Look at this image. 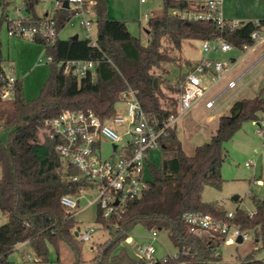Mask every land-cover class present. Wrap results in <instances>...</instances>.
<instances>
[{"label":"trees","instance_id":"16d2710c","mask_svg":"<svg viewBox=\"0 0 264 264\" xmlns=\"http://www.w3.org/2000/svg\"><path fill=\"white\" fill-rule=\"evenodd\" d=\"M163 4L161 15L148 19V43L142 45L133 36L126 24L112 20L108 16L105 0H97L96 23L97 45L88 40H67L58 38L52 42L35 38L33 41L46 47L52 61V76L44 86L41 95L27 100L21 80H17L15 99H0V132H9L7 143L0 141V212L6 219L0 226V264H9V257L21 244H29L36 255V262L49 264L50 247L57 252L56 264H62L60 250L68 247L74 257L70 264H80L82 243L75 236L80 226L75 214L61 203L65 196L78 198L83 188L91 185L82 172L72 164L64 165L58 156V139L46 125L64 112H92L102 121L109 120L116 112L123 91L132 89L139 93V99L147 115L158 123L177 115L178 100L169 99L162 91L154 89V80H167L168 65L175 62L174 54L181 52L185 41L215 42L223 39L233 48L242 49L253 45L251 36L262 31L253 21L230 31L221 29L215 22H186L172 14L173 11H190L196 3L187 0H160ZM42 0H23V10L38 21L36 8ZM10 3L0 1L7 8ZM72 13L64 9L56 13L57 31L60 33L70 22ZM4 23L10 24L5 11L0 18V30ZM164 41L168 46H164ZM94 61V73L79 78L65 74L58 69L60 61ZM181 60V59H179ZM5 61L0 55V92L6 85L1 77ZM197 64L182 60L178 82L181 83L174 94L181 95L186 77ZM182 65L184 67H182ZM184 70V71H183ZM264 115V98H244L234 102L230 114L222 116L212 140L198 146L193 155L182 149L178 134L170 130L160 140L168 152L160 168L153 169L152 180H147V188L140 198L128 201L120 219H105L99 209L97 223L109 231L108 242L98 244L97 255L92 264H264L254 255L239 262H224L215 251L226 238L218 233L194 235L189 232L183 216L190 212L213 215L219 220L229 221L243 233L254 232L256 243L264 248V200L253 196V215L238 209L233 218L219 205H211L203 200L206 187L221 190L224 186L222 166L227 159L225 144L235 137L245 122H260ZM50 129V135L40 133ZM174 146V149L171 148ZM78 177L75 181L73 178ZM264 193V185H260ZM79 207V202H78ZM138 224L149 230L159 229L168 232L176 250L175 257L149 261L134 258L121 243L128 239L129 232Z\"/></svg>","mask_w":264,"mask_h":264},{"label":"rangeland","instance_id":"374dc122","mask_svg":"<svg viewBox=\"0 0 264 264\" xmlns=\"http://www.w3.org/2000/svg\"><path fill=\"white\" fill-rule=\"evenodd\" d=\"M3 1V0H0ZM10 5L5 8L0 6V18L6 11L10 18L16 16L17 8H23V0H5ZM108 8V16L112 20L122 21L126 24L130 33L138 38L142 45L148 43V18L154 15H161L163 12V4L160 0H105ZM144 1V2H143ZM196 4H200L203 0H187ZM55 0H42L37 6L36 13L45 14L51 12L54 7ZM25 14H27L24 11ZM52 13V12H51ZM222 15L226 20L246 22L264 19V0H223ZM75 35L84 39L86 35L85 29L80 26L78 18L68 23L60 33V39L67 40ZM93 35H97V30L93 29ZM168 46L164 41V46ZM201 41H185L182 51H176L174 57L175 62L168 65L169 74L167 80L159 79V88L166 96L163 103L170 104L169 99L178 100L179 95L173 91L180 87L178 82L180 76L181 62L186 59L191 64L203 62L210 59L214 61L230 62L232 59L240 61L244 57V52L240 49L233 48L228 52L211 50L204 52ZM211 47L216 43H211ZM257 49V48H256ZM259 50V49H257ZM259 54H263L264 48L259 50ZM250 53L246 58H253L254 61L259 57ZM0 55L5 61L7 71L21 80L24 95L27 100L37 99L52 76V68L48 65L49 53L45 46L19 37H7V25L4 23L0 30ZM41 59V62L39 60ZM181 59V60H179ZM38 61V63H37ZM239 69H235L228 78L214 87L203 99L195 104L190 110L183 114L173 126V129L179 137L182 149L185 154L193 155L195 149L212 140L216 134L219 120L222 116L230 114V108L235 101L244 98H264V61L261 62L252 72L248 73L243 79L245 86L239 85L235 90L227 93L217 103L218 111H211L206 108L207 101L215 98L226 87L230 79L236 78L245 71L250 63ZM37 63V64H36ZM182 67H184L182 65ZM184 71V70H183ZM9 72V71H8ZM176 107L179 109V103ZM123 109L122 105H118L117 109ZM264 121V115L261 116ZM259 123V122H258ZM116 129L121 142L103 141L101 158L108 160L114 158L113 149L120 146L129 138L130 124L129 121L118 127L111 124ZM258 124L253 121L245 122L236 133L233 140L225 144L227 151V159L222 166V177L224 186L221 190L212 187H206L203 192L204 202L211 205H219L227 214L235 213L238 209L249 214L255 210L253 196L259 201L264 200V193L261 191L260 181L264 185V137L257 132ZM50 129L46 128L40 133V141L43 142L45 135H50ZM9 132H0V141L7 143L9 140ZM174 149V146H171ZM168 149L161 147L152 150L148 155V161L144 164L145 180H152L153 169L161 167ZM248 164V166H247ZM238 197V200H235ZM97 189H85L79 195V207L76 210L75 220L80 226L81 232H89L91 228L95 229V233L90 241L82 243V259L80 264H92L93 258L97 255L96 246L101 243L108 242L111 238L109 231L102 228L97 223L99 212V203L97 202ZM6 219L0 212V226L5 223ZM158 235L157 239L151 236V230L142 224L136 225L128 234V239L121 243L119 249H124L134 258H139L138 250L140 248H150L152 257L155 260H163L168 257L176 256V250L169 238L167 231L154 229ZM249 239L238 244L223 243L215 251L216 256H220L224 262H239L246 259L250 255H254L257 260L264 261V248L261 243H256V235L250 231ZM62 264H70L74 261L71 250L63 246L60 250ZM49 264H56L57 252L50 247ZM9 264H38L36 263V255L29 244L20 246L10 257ZM183 264V263H178Z\"/></svg>","mask_w":264,"mask_h":264},{"label":"built area","instance_id":"2783aa9c","mask_svg":"<svg viewBox=\"0 0 264 264\" xmlns=\"http://www.w3.org/2000/svg\"><path fill=\"white\" fill-rule=\"evenodd\" d=\"M68 2L70 12L74 18H78L80 26L85 29V40L92 45H97V35H93V29L97 30L96 23V3L97 0H55L52 13L33 21L31 16L24 13L22 7L16 9V16L10 18L7 26V37H19L27 40L35 38L52 42L59 36L57 31L56 13L64 10V3ZM144 2V1H143ZM223 0H203L197 4L195 9L190 11L175 10L172 14L186 22H215L221 29L227 28L234 31L242 27L247 22L229 21L222 15ZM149 19L150 16L147 15ZM69 22V23H70ZM260 25L259 20L253 21ZM253 45H244L241 49L244 56L254 51L260 44L264 43V28L262 31L254 32L251 36ZM211 43L216 46L211 47ZM204 52L211 50L228 52L233 46L223 39L215 42H202ZM52 58L48 57V62ZM41 62V59L39 60ZM237 65L236 60L230 62L203 60L197 68L191 72L182 85V93L179 97V109L177 115L171 116L167 121L158 123L152 120L145 112L136 90L128 89L121 93L119 105L123 106L120 111L106 121L92 112H64L58 117L47 120L46 125L54 133V138L58 139L56 150L60 161L64 164H72L83 174V177L90 183L91 189H97V202L101 210V215L105 219H120L125 212L128 201L140 198L147 188V180L144 179V164L148 161V155L152 150L162 147L160 140L167 136L173 129L177 120L190 110L195 104L203 99L214 87L234 71ZM97 63L94 61L67 60L57 63L58 69L65 74H74L79 78L87 77L94 73ZM9 71V72H8ZM5 69L1 75L6 81V85L0 92L1 101L9 102L15 99V85L17 77L12 75V69ZM245 74L231 80L226 90L221 92L216 98L207 101L206 108L211 111H218L217 103L232 89L242 84ZM126 120L131 126L129 138L119 147L113 149L114 158L103 160L101 158L103 141L121 142L116 127L124 124ZM258 124L257 132L264 137V121ZM1 129V127H0ZM248 166V164H247ZM75 181L78 177L73 178ZM85 190V188H83ZM88 189V188H87ZM82 190V191H84ZM81 191V192H82ZM78 198L65 196L62 198V205L71 213L76 214L78 209ZM250 215H253L251 213ZM234 213L227 214L228 218H233ZM184 223L188 226L189 232L201 236L203 234H215L225 236L227 243L237 242L241 237L243 241L249 239V233H243L238 227L229 221L219 220L213 215L202 212H190L183 216ZM95 229L89 232H78V238L82 241H90ZM153 239L158 235L154 229L151 230ZM139 257L153 261L152 250L148 247L138 250ZM175 257V256H174Z\"/></svg>","mask_w":264,"mask_h":264},{"label":"crops","instance_id":"0c3cea01","mask_svg":"<svg viewBox=\"0 0 264 264\" xmlns=\"http://www.w3.org/2000/svg\"><path fill=\"white\" fill-rule=\"evenodd\" d=\"M52 10H53V8H52ZM52 10H51V12H52ZM51 12H50V13H51ZM50 13H49V12H47V13H45V14H38V13H37V16H38L39 18H42V17H45V16L49 15ZM15 14H16V11H15ZM260 20H264V19H260ZM246 22H250V21H246ZM60 33H61V32H60ZM60 33H59V37H60ZM8 38H9V37H8ZM261 48H264V43H262V44H260L259 46H257V49L260 50ZM257 49H254V51L250 52V53L253 55L252 57H254V55H258V54H259L260 51L257 50ZM250 53H249V54H250ZM249 54H248V55H249ZM246 57H247V56H244L240 61H237L236 59H232V60H236V61H237V65H236L235 69H236V68L239 69V66H240V64H241L242 62H244V63L241 65V68H242L243 66H245L246 64H248L249 62H251V60L253 59V58L244 59V58H246ZM262 61H264V51H263V54H262V55L259 54V57H258L257 59H255L254 61H252V62L250 63V65H249V67H248L245 71H243L240 75H238L237 77L241 76V75L244 74V73H246L245 76L248 75V73L252 72L257 66H259V65L261 64ZM37 63H38V61H37ZM37 63H36V64H37ZM4 68L6 69L5 63H4ZM235 69H234V71H235ZM234 71H233L232 73H234ZM237 77H236V78H237ZM227 78H228V77H227ZM229 78H230V76H229ZM236 78H234V79H236ZM17 79H18V78H17ZM234 79H230V81H231V80H234ZM243 79H244V78H243ZM18 80H19V79H18ZM230 81H229V82H230ZM229 82H228V83H229ZM242 84H243V86H245L246 83H244V81H242ZM227 85H228V84H227ZM227 85H226V87H225L221 92H223L224 90H226ZM237 87H238V86H237ZM237 87H236V88H237ZM236 88H235V89H236ZM235 89L229 90L227 93H229V92H231V91H233V90H235ZM221 92H220V93H221ZM227 93H226V94H227ZM226 94H225V95H226ZM225 95H224V96H225ZM224 96H223V97H224ZM216 97H217V96H216ZM216 97H215V98H216ZM223 97H222V98H223ZM222 98H221V99H222ZM213 99H214V98H213ZM230 109H231V108H230ZM258 181H260V185H261L262 182H263V181L260 180V179H258ZM260 185H259V186H260ZM254 211H255V210H254ZM253 213H254V212H253ZM25 244H27V243H25ZM25 244H21V245H19V246L17 247V249H18L20 246H24ZM17 249H16V250H17ZM36 260H37V259H36ZM36 263H37V262H36ZM38 264H39V263H38Z\"/></svg>","mask_w":264,"mask_h":264},{"label":"water","instance_id":"95a60500","mask_svg":"<svg viewBox=\"0 0 264 264\" xmlns=\"http://www.w3.org/2000/svg\"><path fill=\"white\" fill-rule=\"evenodd\" d=\"M64 8L69 9V4H68L67 1L64 3ZM78 39H79V36L78 35H75V36L72 37V40H78ZM158 81H159V79L158 78H155V80H154V89L155 90H157L159 88ZM238 199H239L238 197H235V200H238ZM75 236L78 237V232L75 233ZM242 242H243V239L241 237H239L237 239V243L240 244Z\"/></svg>","mask_w":264,"mask_h":264}]
</instances>
